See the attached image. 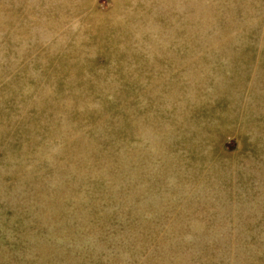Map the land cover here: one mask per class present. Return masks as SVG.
I'll return each mask as SVG.
<instances>
[{
  "label": "rangeland",
  "instance_id": "obj_1",
  "mask_svg": "<svg viewBox=\"0 0 264 264\" xmlns=\"http://www.w3.org/2000/svg\"><path fill=\"white\" fill-rule=\"evenodd\" d=\"M0 264H264V0H0Z\"/></svg>",
  "mask_w": 264,
  "mask_h": 264
}]
</instances>
